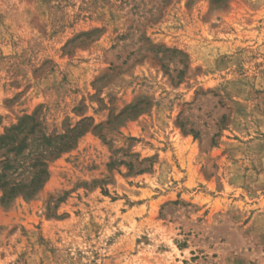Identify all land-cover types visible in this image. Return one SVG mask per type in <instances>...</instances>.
<instances>
[{
  "label": "rangeland",
  "instance_id": "rangeland-1",
  "mask_svg": "<svg viewBox=\"0 0 264 264\" xmlns=\"http://www.w3.org/2000/svg\"><path fill=\"white\" fill-rule=\"evenodd\" d=\"M0 264H264V0H0Z\"/></svg>",
  "mask_w": 264,
  "mask_h": 264
}]
</instances>
